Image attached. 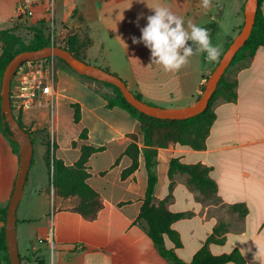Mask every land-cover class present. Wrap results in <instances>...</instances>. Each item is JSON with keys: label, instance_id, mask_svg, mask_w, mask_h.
Listing matches in <instances>:
<instances>
[{"label": "crops", "instance_id": "obj_1", "mask_svg": "<svg viewBox=\"0 0 264 264\" xmlns=\"http://www.w3.org/2000/svg\"><path fill=\"white\" fill-rule=\"evenodd\" d=\"M218 1L212 0V7L205 12L200 0H61L55 13L62 21L74 15L72 23L87 26L84 36L89 43L84 61L91 55L92 64L115 73L146 102L182 107L200 96L213 62H207L204 56L197 66L190 57L178 72H165L158 65H150V50L143 43L134 44L132 38H140V29L154 14L149 7L163 4L185 21L203 26L214 19L212 10ZM232 4L233 22L225 31L227 35L220 33L218 26L224 48L226 36L240 30L241 18L244 22L243 0H233ZM260 9L264 17V0ZM15 15L16 0H0V31L15 26ZM28 22L35 25L37 15ZM1 48L0 40V52ZM55 58L51 57L50 79L44 78L32 94L21 98L24 106L19 107L21 102L15 104L10 97L12 112L15 117L20 114L23 125L33 132V155L35 146H39L38 156L43 161L46 147L42 139L46 134L52 155L65 165L78 160L82 145L95 148L86 162V182L98 193L102 205L94 218H84L75 210L76 196L64 197L56 192L45 163L50 188L43 191L32 155L25 181L28 187L23 188L15 213L21 264H171L148 237L146 223L138 219L147 184L144 155L139 154L133 172L121 176L132 163L126 147L130 143L143 147L139 121L118 105L107 106V96L113 95L111 87L76 73L61 60L56 63ZM232 67L236 98H216L215 118L204 145L199 149L173 142L153 146L156 155L152 170L157 178L154 202L165 200L170 211L185 214L171 225L181 246L175 247L167 237L164 244L185 262L191 260L213 228L223 224L222 240L208 243L212 254L237 249L243 264H264V48L258 47L251 58L236 62L228 70ZM17 78L16 74L11 79L10 92ZM46 86H51V94L44 91ZM73 105L79 107L76 121ZM83 131L85 137L81 136ZM171 158L209 167L208 175L217 185L216 206L211 205L209 195L189 185L187 174L175 172L168 177ZM17 169L18 154L0 130V211L9 202ZM22 200L25 206L18 211ZM237 203L244 204V215L232 209ZM36 220L38 225H32ZM2 225L0 212V229Z\"/></svg>", "mask_w": 264, "mask_h": 264}, {"label": "trees", "instance_id": "obj_2", "mask_svg": "<svg viewBox=\"0 0 264 264\" xmlns=\"http://www.w3.org/2000/svg\"><path fill=\"white\" fill-rule=\"evenodd\" d=\"M262 1L263 0H258L253 26L248 38L233 56L230 64L225 69L220 80L218 81L216 89L209 99L208 105L200 113L185 119H161L153 117L138 111L135 107L130 105L124 99L118 87L111 83L102 81V83L111 87L113 91L112 96H107V106L112 107L114 105H118L124 108L140 123V131L141 134H143V147L140 149L136 143H130L126 147L125 152L131 157L132 163L129 167L122 171L121 176L125 177L137 168L138 156L140 153H142L144 155L145 168L147 170V184L145 198L140 207L138 219H141L146 223L148 237L157 247L159 253L162 256L168 258L171 264H224L227 262H234L236 264L244 263V258L237 249H233L230 252H224L221 254H212L209 251L207 247L209 242H219L222 240L219 236L224 232L223 224L213 228L212 233L207 237L204 244L194 253L189 262L182 261L179 257H177L173 248H167L165 246V237H167L175 247L181 246L179 235L171 225L174 221L182 218L185 214L183 212L170 211L165 204V200H162L158 203L154 202V189L157 178L152 170L155 164L153 157L156 155V148L153 146H165V142H173L187 146L189 148L199 149L204 145L205 139L215 118L213 102L218 96H222L227 101L234 100L236 98V92L234 89L236 81H228L225 78L226 71L236 62L251 58L258 47L261 46L264 48V17L260 9ZM243 8L244 4L242 5V9ZM44 25V19H40L38 20L37 24L33 26V39L30 44L14 42L9 45L10 39L16 40L14 37L15 26L0 31V40L2 42V48L0 52V78L7 62L17 52L26 49H35L51 44L48 34H44V31H46ZM217 25L218 24L216 20H211L202 27H206L210 29L211 32H213L217 29ZM231 40L232 39L225 43L224 50L227 48ZM88 43L89 40L87 37H81L80 35L73 33L69 35L67 41L62 47L68 49L77 58L84 60V49ZM223 51L221 52V55ZM204 56L205 54L202 53L203 58ZM61 61L65 63L63 60ZM104 69L109 71L107 68ZM203 88L204 84L201 85V89ZM132 92L137 98L143 100L139 93L134 91ZM147 103L152 104L150 102ZM73 107L74 120L76 121L79 118V107L78 105H73ZM1 119L2 115L0 113V130L8 138L13 152L18 154V145L13 139L10 138L11 131L7 124H2ZM16 120L22 128L28 131L33 143V132L29 131L23 125L20 114L17 115ZM160 128L164 130V134L162 139L155 141L153 137L155 132ZM81 136L85 137V131L81 133ZM42 141L46 147L43 158L48 171L51 173V182L56 192L64 197L76 196L78 203L75 207V210L78 211L84 218H94L98 210L101 208L102 203L98 193L93 190L86 182V179L89 176L86 162L89 155L95 150V148L88 145H82L78 160L73 165H65L62 160L57 159L52 155V145L49 135H44ZM175 172L187 174L189 185L204 195L210 196V193L215 195L217 191V185L215 181L208 175L209 167L200 163H182L177 158H171L169 161L168 177L170 178ZM231 207L240 215H244L246 213L244 204L237 203ZM6 208L7 206L2 208L0 211L3 222V225L0 229V263L5 262L6 264H9L4 237ZM39 263H42V261L39 260Z\"/></svg>", "mask_w": 264, "mask_h": 264}, {"label": "water", "instance_id": "obj_3", "mask_svg": "<svg viewBox=\"0 0 264 264\" xmlns=\"http://www.w3.org/2000/svg\"><path fill=\"white\" fill-rule=\"evenodd\" d=\"M258 0L244 1V22L238 33L230 41L223 51L215 67L205 80L204 88L200 96L190 105L182 107H162L149 104L137 98L127 87L125 81L119 76L106 71L105 69L92 65L74 56L68 49L57 45L49 44L35 49H26L17 52L3 69L0 84V113L1 122L7 124L11 131L10 138L18 145V169L14 179L13 188L6 208L4 222V237L9 264H21L18 254L16 239V208L23 193L28 169L33 155V145L28 131L22 128L12 112L10 103V82L15 70L21 63L29 60H38L46 57H57L63 60L73 71L99 81L111 83L118 87L124 99L138 111L161 119H185L203 111L209 103V99L216 89L225 69L230 64L233 56L248 38L253 26Z\"/></svg>", "mask_w": 264, "mask_h": 264}, {"label": "clouds", "instance_id": "obj_4", "mask_svg": "<svg viewBox=\"0 0 264 264\" xmlns=\"http://www.w3.org/2000/svg\"><path fill=\"white\" fill-rule=\"evenodd\" d=\"M200 6L207 12L212 0H200ZM149 8L154 14L147 17L146 26L140 29V38L133 37L132 42L143 43L150 50V65H158L165 72H178L197 54H205V60L210 63L219 60L223 47L219 34L218 42L213 44L208 28L190 19L185 21L163 4Z\"/></svg>", "mask_w": 264, "mask_h": 264}, {"label": "rangeland", "instance_id": "obj_5", "mask_svg": "<svg viewBox=\"0 0 264 264\" xmlns=\"http://www.w3.org/2000/svg\"><path fill=\"white\" fill-rule=\"evenodd\" d=\"M243 2H244V0H243ZM57 3H59V2H57ZM232 3H233V0H221V1H218L216 3V5L213 7V10H212V13L214 15L213 16L214 17L213 20H216L218 25H217V29L214 30L213 32H211V30L209 29L210 33H211V37H212V42H215V41H216L215 43L218 42V26H219V29H220V33H224L225 31H227L229 26L232 24V22H233V17L231 15V13H232L231 12V7L233 6ZM223 6H225L224 14H223L221 22L218 23V20L221 17L219 13H220V11H222ZM73 16L74 15L69 16L64 21H62L59 18L58 12H56L52 16L53 20H54L53 21L54 27H55V29H57V31H59V34H58L57 39H56L57 42H55V44L63 46L65 44V42L67 41V38L69 37V35H71L73 33H75L76 35H80L81 37L84 36V35H87V26L85 24L72 23ZM242 24H243V18H241V20H240V25L242 26ZM33 26L34 25L29 24L28 20L25 21V22H21V23L20 22H16L15 23V29H14V31H16V33L14 35L16 40L10 39L9 45H11L14 42L23 43V44H30L32 42V39H33ZM44 28L47 29L46 31H44L45 32L44 34L46 35L47 31L48 32L50 31L51 22L50 21L49 22L45 21ZM61 29H63L64 32ZM60 31H61V34H60ZM238 31H239V29H237L235 32H230L229 35L231 37H227L226 36L225 42L230 40V39H232V38H234L235 35L238 33ZM221 37H222V35L219 34V39ZM95 47L96 46L92 47V51L95 50ZM223 50H224V45L222 47V51ZM191 61H192V63L194 65H197V66L200 65L201 61H202V53L192 56L191 57ZM55 62L57 63V62H61V61L58 60L57 58H55ZM85 62L92 64L94 62L93 61V57L91 55H88L86 57V59H85ZM216 63L217 62H213V65H212L213 68L215 67ZM63 65H65V64H63ZM92 65H94V64H92ZM65 66L69 67L67 65H65ZM54 67H55V65H54ZM69 69H71V68L69 67ZM233 71H234V68L232 67L225 73V78L228 81H234ZM214 103H215V101L213 102V105H214ZM158 106H160V105H158ZM162 107H165V106H162ZM163 134H164V130L160 128V129H158L155 132V135H154L153 139L155 141H159L160 139H162ZM141 135H142V138H143V134H141ZM167 143L168 142H165L164 144L166 145ZM39 149H40L39 146H35L34 155H33V161H34L36 167H38V169H39V176H40V180H41V188L43 189V191L49 192V188H50V186H49L50 181L49 180H50V178H49L48 173L46 171V167L44 166L45 162L43 160L39 159V156H38ZM43 169H45V172H44ZM30 174H31V170H30V172L28 174L29 178H30ZM25 183L26 184H24V189H27V187H28L27 182H25ZM51 201H52V199H50L49 210H51V207L53 205ZM210 203L213 206H216L218 204L217 199L215 198L213 193H210ZM24 206H25V201L22 200L20 205H19L18 211H20V209L23 208ZM49 210L47 211V217H46L47 221H48V219H50V217H48L49 216L48 213L50 212ZM43 220H45V219H43ZM32 225H38V220L34 221L32 223ZM230 241H232V236H231Z\"/></svg>", "mask_w": 264, "mask_h": 264}, {"label": "built area", "instance_id": "obj_6", "mask_svg": "<svg viewBox=\"0 0 264 264\" xmlns=\"http://www.w3.org/2000/svg\"><path fill=\"white\" fill-rule=\"evenodd\" d=\"M61 0H16V19L18 22H25L37 15V19H44L46 22H51L50 31H47L51 44H54L59 34L53 23V15L55 14L56 3ZM48 28V27H47ZM47 30V29H46ZM63 32L64 30L61 29ZM61 34V31H60ZM51 57H46L38 60H29L21 63L15 70L18 75L17 84L10 92V97L13 103L21 102L19 107L24 106L22 97L32 94V90L38 86L44 78L50 79L51 74ZM12 79V78H11ZM11 83V82H10ZM44 88L46 93L51 94V86ZM11 103V102H10ZM12 107V106H11Z\"/></svg>", "mask_w": 264, "mask_h": 264}]
</instances>
